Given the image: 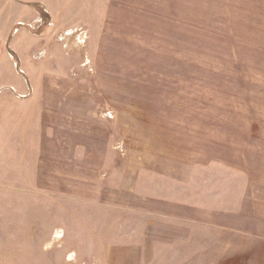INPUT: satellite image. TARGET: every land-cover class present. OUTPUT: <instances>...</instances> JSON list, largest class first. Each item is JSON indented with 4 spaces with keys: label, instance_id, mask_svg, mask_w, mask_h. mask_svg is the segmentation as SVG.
<instances>
[{
    "label": "rangeland",
    "instance_id": "1",
    "mask_svg": "<svg viewBox=\"0 0 264 264\" xmlns=\"http://www.w3.org/2000/svg\"><path fill=\"white\" fill-rule=\"evenodd\" d=\"M0 264H264V0H0Z\"/></svg>",
    "mask_w": 264,
    "mask_h": 264
}]
</instances>
